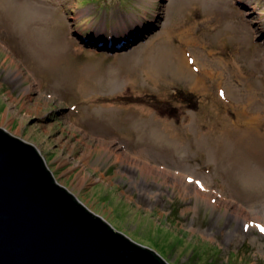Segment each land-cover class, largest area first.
Returning <instances> with one entry per match:
<instances>
[{"label":"rangeland","instance_id":"374dc122","mask_svg":"<svg viewBox=\"0 0 264 264\" xmlns=\"http://www.w3.org/2000/svg\"><path fill=\"white\" fill-rule=\"evenodd\" d=\"M149 19L159 27L145 39L105 49L113 31ZM163 39L170 63L152 78L144 65ZM179 48L194 73L172 71ZM243 73L264 84V0H0V127L35 144L59 184L170 264H264L263 140L250 155L234 132L264 134V114L250 108L235 128L230 98L246 96ZM135 153L169 175L142 172Z\"/></svg>","mask_w":264,"mask_h":264},{"label":"water","instance_id":"95a60500","mask_svg":"<svg viewBox=\"0 0 264 264\" xmlns=\"http://www.w3.org/2000/svg\"><path fill=\"white\" fill-rule=\"evenodd\" d=\"M158 27L149 19L113 31L105 49L126 50ZM43 157L0 127V264H170L87 208Z\"/></svg>","mask_w":264,"mask_h":264},{"label":"bare ground","instance_id":"6f19581e","mask_svg":"<svg viewBox=\"0 0 264 264\" xmlns=\"http://www.w3.org/2000/svg\"><path fill=\"white\" fill-rule=\"evenodd\" d=\"M182 31L184 34L182 39H185V41L187 43H189V40H191L192 41L191 43L193 44V46L197 45V43L195 42V40H196L195 36L190 35L191 31L188 28L183 27ZM167 42H168L167 39H165V40L163 39L159 43L160 46L158 45L159 47L156 50V52L153 51L154 56H152L153 58H152L151 65L150 66L144 65L145 73L152 78H154L155 76H158L157 74H159V72L161 71V68L165 67L168 63H170L168 60H169V57H170L172 52L168 51L165 48V45H167ZM155 48H157V47H155ZM176 57L178 58V62H177L176 67L172 66V71H174L176 73H179V72L181 73V71H183V66L190 69V67L187 64V59L184 55V51L182 48H179V52L176 54ZM194 62L196 63V59H194ZM219 65H220V63H217L216 65H214V64L213 65H206L205 64L203 68L204 69H206V68L210 69L209 71L213 73L212 70H214V69H215V71L218 70ZM207 66H210V67H207ZM212 66H216L217 68L212 67ZM197 73L201 74L200 70ZM229 75H230V72H229L228 76ZM239 75H240V77L238 78V80L240 79L239 81H241V84L245 86V88H246L245 95L246 96L241 101L237 102L236 104H234L233 100L230 98V101L232 102V104L235 107H238V109L235 112L236 116L234 119L235 128H237V129H240L241 127H239V125L236 123L246 124L248 120L250 121L252 119V118H250L251 109H254V108L259 106L260 108L258 109L257 115L258 114H260V115L264 114V84L261 83L263 80L259 82L258 86H255L250 81L251 76H253L252 73H250V74L243 73V74H239ZM236 76H237L236 74L233 75L234 78H236ZM254 76H255V74H254ZM195 77H196L195 79H197V80L200 79L197 76H195ZM261 77L263 78V76H261ZM197 80L194 81L196 84H197ZM218 86L217 87L220 88V84H218ZM217 87H216V90H217ZM223 92H224L225 96H227L229 98L230 90H229V86L227 84H224ZM223 100H225V99H223ZM253 126L256 128L260 127L258 125H253ZM253 126L248 125L245 130L234 131V132L243 131V133L241 132L240 137H241V139L242 138L246 139L247 143H244L245 144L244 146L248 148V153H250V155L256 154L257 151L259 153V150H257V148L258 147L261 148V144L259 142L260 139L263 140V145H264V134H263V132L258 131L259 129H256ZM104 143L105 142H103V140L97 141V145H100V146H105V145H103ZM126 152H127V150H126ZM126 152H125V154L124 153L122 154L123 155L122 157H126V158L132 157L129 153H126ZM135 154H136L135 156L140 159V160H137V159L135 160V166H139V169L142 172H144V173L155 172L158 176L169 175L170 172L168 169H166L165 167H162L160 165L153 164L149 157L145 156L142 153H135ZM116 156H118L117 153H116ZM171 176L175 179V181H178L180 178L179 175L176 176L173 173ZM179 181H181V180H179ZM183 182H184V180H183ZM183 186H185V184H183ZM194 192H196V194H197L199 192V190L195 189V187H194ZM208 194L209 193H207L205 191L203 192L204 197L209 201L211 196Z\"/></svg>","mask_w":264,"mask_h":264},{"label":"snow or ice","instance_id":"6c2138e0","mask_svg":"<svg viewBox=\"0 0 264 264\" xmlns=\"http://www.w3.org/2000/svg\"><path fill=\"white\" fill-rule=\"evenodd\" d=\"M197 183H199V181H197ZM260 230H261L262 232H264V228H261Z\"/></svg>","mask_w":264,"mask_h":264}]
</instances>
